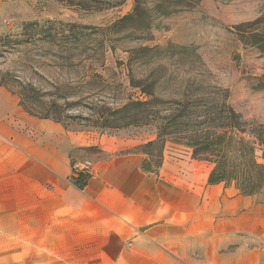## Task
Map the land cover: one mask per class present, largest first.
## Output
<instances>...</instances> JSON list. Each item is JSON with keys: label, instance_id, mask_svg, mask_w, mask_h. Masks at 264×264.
Here are the masks:
<instances>
[{"label": "rangeland", "instance_id": "374dc122", "mask_svg": "<svg viewBox=\"0 0 264 264\" xmlns=\"http://www.w3.org/2000/svg\"><path fill=\"white\" fill-rule=\"evenodd\" d=\"M159 7L174 12L163 16ZM257 19L264 34V0H0V87L25 114L59 121L77 146L73 160L115 141L155 166L184 146L166 141L161 155L159 142L147 146L153 127L113 119L114 110L144 100L141 89L162 102L159 116L179 99L227 95L245 121L264 125V89L255 90L264 56L236 31ZM9 218L0 207V264H85L42 253L39 216H24L27 230L5 229L14 226Z\"/></svg>", "mask_w": 264, "mask_h": 264}, {"label": "crops", "instance_id": "0c3cea01", "mask_svg": "<svg viewBox=\"0 0 264 264\" xmlns=\"http://www.w3.org/2000/svg\"><path fill=\"white\" fill-rule=\"evenodd\" d=\"M76 148L60 124L25 114L0 87V207L14 225L5 229L27 230L34 213L39 248L63 262L264 264L263 188L243 196L209 184L212 165L184 147L145 172L142 153L113 141L89 156L81 191L68 182Z\"/></svg>", "mask_w": 264, "mask_h": 264}, {"label": "trees", "instance_id": "16d2710c", "mask_svg": "<svg viewBox=\"0 0 264 264\" xmlns=\"http://www.w3.org/2000/svg\"><path fill=\"white\" fill-rule=\"evenodd\" d=\"M159 12L163 16H169L174 10L161 8ZM133 17H124L118 24L132 21ZM33 25L28 24L27 28ZM262 25L263 21L257 19L237 27L236 31L244 46L253 47L264 56V34L260 32ZM148 27L149 24H146V28ZM244 30L251 31L247 33ZM68 58L71 59L70 56ZM263 89L264 73L255 90ZM212 90L221 91L216 88ZM140 93L144 100H132L114 110L117 118L113 119L116 123L153 127L155 141L149 142L147 146L159 142L160 154L166 141L189 149L192 159L212 165L208 176L209 184L233 185L243 196L260 193L264 184V164L258 161L256 154L261 152L260 159L264 162V125L245 121L229 105L227 95L220 100L215 99L218 98L217 95L201 96L194 100L179 99L166 116H159L157 105L162 102L155 100L148 90L141 89ZM53 121L59 123L57 120ZM161 164L162 156L155 166L144 159L141 167L145 172H156Z\"/></svg>", "mask_w": 264, "mask_h": 264}, {"label": "built area", "instance_id": "2783aa9c", "mask_svg": "<svg viewBox=\"0 0 264 264\" xmlns=\"http://www.w3.org/2000/svg\"><path fill=\"white\" fill-rule=\"evenodd\" d=\"M94 164L89 159L72 160L70 164V176L68 182L83 191L87 180L93 176Z\"/></svg>", "mask_w": 264, "mask_h": 264}]
</instances>
